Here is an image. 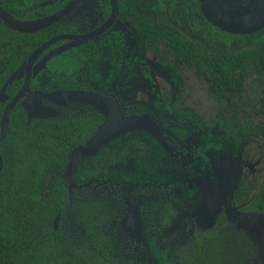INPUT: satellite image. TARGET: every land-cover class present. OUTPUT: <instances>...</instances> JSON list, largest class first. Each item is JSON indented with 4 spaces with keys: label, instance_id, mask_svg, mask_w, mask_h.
<instances>
[{
    "label": "flooded vegetation",
    "instance_id": "1",
    "mask_svg": "<svg viewBox=\"0 0 264 264\" xmlns=\"http://www.w3.org/2000/svg\"><path fill=\"white\" fill-rule=\"evenodd\" d=\"M71 3L29 0L25 11L18 14V7L15 17L10 15L18 22H33L53 17ZM263 7L264 0H76L70 11L48 26L34 33L16 32L34 35L39 43L5 80L4 84L20 67H27L6 85L0 104L6 107L28 80L12 108L23 110L25 127L38 134L45 122V131L52 134L60 128L58 136L45 132V137L65 141L68 133L80 141L68 145L63 167L47 166L41 181H30L26 218L12 232L20 238L16 248L25 243L27 251L33 252L40 246L47 263L51 259L79 262L83 254L90 263L100 256L110 263L124 258L157 264L153 250L175 254L197 234L206 233L210 219L214 220L211 228L224 222L234 226L227 218V200L233 210L251 213L249 203L264 175L258 178L248 169L241 171L247 136L228 135L225 126L227 121L238 125L235 111L244 98L217 100L208 82L178 51L187 46H200L203 54L211 47L224 50L227 39L235 50L252 44L264 27L250 34H232L211 24L208 17L215 12L238 22ZM13 84L19 87L10 96L6 90ZM252 90L246 87L242 93L251 99ZM55 92L88 93L112 101L124 118L147 116L154 133L130 131L110 139L93 155L78 153L71 181L73 152L87 147L105 117L82 102L61 104L37 97ZM200 94L217 110L213 116L203 112ZM35 99L56 114L29 120L22 105ZM229 143L233 148H228ZM227 156L239 162L226 174ZM2 167L0 155V171ZM233 173L240 177L231 186ZM89 200L94 213L82 220Z\"/></svg>",
    "mask_w": 264,
    "mask_h": 264
},
{
    "label": "trees",
    "instance_id": "2",
    "mask_svg": "<svg viewBox=\"0 0 264 264\" xmlns=\"http://www.w3.org/2000/svg\"><path fill=\"white\" fill-rule=\"evenodd\" d=\"M27 1L29 0H0V7L15 17L18 7L19 10L25 11ZM220 36L229 37L222 33ZM35 38L34 35L17 34L0 22V89L9 75L26 59L34 48V43H39ZM179 40L177 41L180 43ZM225 45L224 50L220 47H211L205 54L200 46H187L183 52H178L191 61L196 75L208 82L209 91L217 100L236 95L243 98L242 92L246 87L253 89L251 95L254 97L247 101L250 105L254 100L256 105L251 104L252 113H247V120L252 116L258 121L252 124L251 131L248 122L237 125L227 121L226 132L228 135L241 133L246 136L252 132L264 140V30L255 35L250 45L243 44L235 50L229 48L228 39ZM18 87L19 84H13L7 88L6 93L12 96L11 91L15 93ZM241 102H244V99H241ZM4 107V104H0V121ZM245 107V103L241 105L235 111L236 116L238 112L247 108ZM25 122L23 110L19 106L14 107L9 115L6 135L0 145V155L3 159L0 171L1 264H141L124 258L113 259L110 263L100 256L90 263L85 260L86 255L83 254L79 262L74 259L67 261L51 259L47 263L46 254L40 246L33 252L27 251L25 243L21 248L20 246L16 248V241L20 238L18 234L14 237L12 232L17 229L16 226L19 229L21 222L26 218L30 181H41L43 169L47 166L63 167L70 150L68 145L73 146L80 142L75 135L71 136L68 133L65 141H62L61 137L52 140L44 136L45 132L58 136L59 127L52 134L53 131H45L46 123L43 122L45 126L42 123L37 134L31 127L26 128ZM56 123L59 124L57 121ZM56 123L49 124V129ZM34 135L36 137H33ZM90 201L87 202L88 205L83 206L82 220H88L94 213ZM248 210L252 211L251 213H264V180L249 203ZM235 229V225L228 222L216 224L206 233L197 234L192 242L181 247L175 254H167L156 248L151 255L157 264H258L257 249L251 239L243 231L236 232Z\"/></svg>",
    "mask_w": 264,
    "mask_h": 264
},
{
    "label": "water",
    "instance_id": "3",
    "mask_svg": "<svg viewBox=\"0 0 264 264\" xmlns=\"http://www.w3.org/2000/svg\"><path fill=\"white\" fill-rule=\"evenodd\" d=\"M74 1L76 2V0H73V3L70 4V7L59 12V14H56L53 17L45 18L43 20H36L33 22H18L9 13L0 8V22H2L12 31L18 33H34L44 28L45 26H48L55 20H58L59 16L63 15V13H67L68 11H70L75 6ZM213 13L214 14H210V17H208L210 23L218 27L220 30L228 33L250 34L259 31L264 27V7L263 9L261 8V11L260 9H258L257 12L248 14L245 20L238 22L222 19L220 14L215 12ZM61 50L57 51V53L55 54H58V52H60ZM32 60L33 59L30 58L29 62L31 63ZM22 70L27 71V67H20L18 71H16L6 81L0 93V102L3 103V101L5 100L2 92L4 91L6 85H8L15 76L19 75ZM27 84L28 80L25 82L23 90L27 89ZM23 90L20 91V93L9 104L6 105L2 113L0 123V141L5 135L9 114L15 103L20 98ZM37 97L44 98L45 100L51 101L52 103L65 104L66 101L82 102L96 107L99 112H101L105 117L104 123L98 128L96 134L88 142L87 147L77 148L73 152V157L71 159V163L69 164L68 170V176L70 177L71 181L73 180V169L78 153L85 156L93 155L101 145L106 144L110 139L130 131L142 130L147 133H154L153 129L155 126L147 118V116H130L124 118L118 113L114 102L104 100L95 95L76 92H55L48 95L37 94ZM22 107L26 111L29 120H31L32 118L46 119L56 114L55 111L43 106L38 101V99H35V102H30L28 100L22 105ZM238 180L235 182V185L239 182ZM229 200H227V202L225 203L228 220L235 225L237 230L243 231L247 236L250 237L252 243L257 249V256L260 257L261 262L264 264V213H240L239 211H234L231 208ZM213 221L214 220L210 219L209 224L204 228H211L213 225Z\"/></svg>",
    "mask_w": 264,
    "mask_h": 264
},
{
    "label": "rangeland",
    "instance_id": "4",
    "mask_svg": "<svg viewBox=\"0 0 264 264\" xmlns=\"http://www.w3.org/2000/svg\"><path fill=\"white\" fill-rule=\"evenodd\" d=\"M188 85L191 87L192 86V80L188 81ZM205 89V87H204ZM254 97V95H252ZM247 93H245V95H243L244 98V103H245V107L246 109L242 112H238L237 114V120H238V124H242L244 121H247V113H252V109H251V104L256 105V102L254 100H252L251 104L249 105V102L247 101ZM252 97V98H253ZM197 97H195L196 99ZM198 100L203 102V107H201L203 109V112L205 113L206 116H213L214 113L217 112L216 109L213 108L212 102L209 98H205L202 97V94L199 95ZM246 101V102H245ZM209 113V114H208ZM213 114V115H212ZM258 120H256L255 118H253L251 116V118H249L248 121V125H250L249 129L250 131L252 130V124H254L255 122H257ZM243 145H245L243 150L244 154H247L246 156H244L243 152H242V170H246L248 169L249 173H251L254 176H262L264 175V140L262 137L259 136H254V134L251 132H249L248 136L245 137V142L242 143ZM230 148V146L232 145L231 143L228 144ZM231 148H233L231 146ZM228 154L231 153V151L227 152ZM249 154V155H248ZM230 155V154H229ZM253 157H251V156ZM244 158V159H243ZM226 174L228 173L229 169H231L233 167V163H237L239 162V160L235 159H231L230 157H226ZM240 173H233L231 175L229 181H230V185L234 186L235 182L239 179ZM259 178V177H258ZM234 211H238L237 209ZM257 262L258 264H263L260 260V257L257 256Z\"/></svg>",
    "mask_w": 264,
    "mask_h": 264
}]
</instances>
